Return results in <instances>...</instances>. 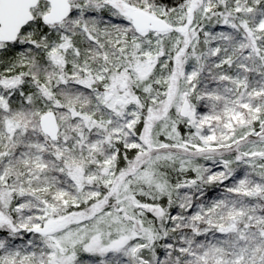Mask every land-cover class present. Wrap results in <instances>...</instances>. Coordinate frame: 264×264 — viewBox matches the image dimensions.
I'll return each instance as SVG.
<instances>
[{"label":"snow or ice","instance_id":"snow-or-ice-1","mask_svg":"<svg viewBox=\"0 0 264 264\" xmlns=\"http://www.w3.org/2000/svg\"><path fill=\"white\" fill-rule=\"evenodd\" d=\"M0 264H264V0H0Z\"/></svg>","mask_w":264,"mask_h":264}]
</instances>
